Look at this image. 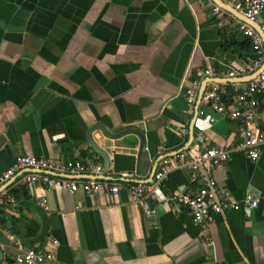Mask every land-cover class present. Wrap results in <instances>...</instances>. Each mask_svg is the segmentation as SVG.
<instances>
[{
	"label": "crops",
	"instance_id": "obj_1",
	"mask_svg": "<svg viewBox=\"0 0 264 264\" xmlns=\"http://www.w3.org/2000/svg\"><path fill=\"white\" fill-rule=\"evenodd\" d=\"M253 57L249 39L235 24L219 23L207 1L0 0V176L22 154L90 161L103 169L87 140L97 122L112 132L135 128L145 142L137 175L138 136L92 132L109 159L99 176L118 178L107 179L118 182L116 193L49 189L41 181L24 185L18 182L22 172L11 176L17 178L0 192V256L16 252L10 235L25 248L57 240L58 264H264V154L251 161L234 152L231 162L214 168L231 199L251 193L258 205L224 208L207 238L175 200L198 187L189 171L168 173L161 193L171 207L154 216L134 203L126 185L131 181L120 180L148 179L163 154L187 141L194 109L184 90L195 69L209 67L217 78H230L228 67L244 68ZM220 83L231 105L230 83ZM216 117L204 133L209 143H234L238 122ZM181 127L188 128L185 137ZM41 197L45 208L36 204Z\"/></svg>",
	"mask_w": 264,
	"mask_h": 264
},
{
	"label": "built area",
	"instance_id": "obj_2",
	"mask_svg": "<svg viewBox=\"0 0 264 264\" xmlns=\"http://www.w3.org/2000/svg\"><path fill=\"white\" fill-rule=\"evenodd\" d=\"M200 1H207L211 5L219 23L235 24L252 46L254 57L250 63L239 69L228 67L226 76L239 77L256 71L264 61V43L259 32L213 0ZM230 6L248 20L256 22L264 32V18L261 17L264 0H231ZM217 76L214 69L209 67L195 69L190 85L184 90L186 103L191 109L195 108L201 81ZM224 85L218 81L206 83L192 123L194 136L191 144L175 155L162 157L149 182L126 183L130 186L134 203L145 215L154 216L158 210L165 211L171 207L170 198L161 193L168 173L175 168L189 171L191 181L198 183V187L186 191L175 200L187 208L199 229V235L204 238H207L208 227L214 215L221 213L224 208L244 207L250 210L258 205L257 197L251 193L246 194L242 201L231 199L227 189L217 184L213 170L218 165L231 162L234 152H241L251 161H256L264 154V67L244 84L230 83L234 93L231 105L224 103V98L228 95ZM216 114L238 122L237 139L228 146L211 145L205 137V131L217 120ZM187 133V127H181L178 131L182 137ZM160 149L165 148L161 145ZM18 172H22L18 182L24 185L41 181L49 189L59 187L68 192L82 190L86 194L95 193L101 187L107 188L111 193H116L119 189L118 182L97 177L103 173L100 164L78 160L54 161L33 154L18 155L0 176V186ZM81 174L86 176L80 178ZM152 202L156 207L150 205ZM2 203L3 199L0 197V204ZM36 204L46 207V201L42 197L37 199ZM9 237L14 242L16 252L10 258L3 259L0 264H58L57 240L52 239L47 247L34 245L25 248L18 239Z\"/></svg>",
	"mask_w": 264,
	"mask_h": 264
},
{
	"label": "water",
	"instance_id": "obj_3",
	"mask_svg": "<svg viewBox=\"0 0 264 264\" xmlns=\"http://www.w3.org/2000/svg\"><path fill=\"white\" fill-rule=\"evenodd\" d=\"M213 1L215 3H217L218 5H220L222 8H224L227 11L231 12L232 14L236 15L241 20L246 21L250 25H252L259 32V34L261 35V37L263 39V43H264V32L260 29V26L256 22L248 20L243 15H241L236 10H234L230 5L224 3L222 0H213ZM263 67H264V61H263L262 65L256 71H254L253 73L247 75L246 77H239V78H236V79L209 77V78H206V79L202 80L201 84H200V87H199V92H198L197 102H196V105H195V108H194V112H193L191 121L189 123V134H188L187 141L179 149L167 152V153L163 154L160 158L165 157V156L175 155V154L179 153L180 151L184 150L185 148H187L191 144V142L193 140V136H194V132H193V129H192V123H193V119H194V116H195V113H196L195 111H196V109H197V107L199 105L201 94L204 91L205 85H206V83L208 81H219L220 80L221 82H228V83L237 82V81H248L251 78H253L254 76H256L257 73ZM95 129H100L104 136H106L108 138H111V139L119 138V137H121L123 135H126V134H135L136 136H138L140 138V144H139V147H138L137 157H136V174L139 175L140 162H141V158H142V155L144 153V150H145V142H144L143 133L141 131L135 129V128H132V127H126V128L121 129V130H119L117 132H112L108 128H106L105 125H103L100 122H97V123H94L93 125H91L89 127L88 131H87V140H88L89 145L92 147V149L103 158V160H104L103 172H106V170H107V167L109 165V159H108V156L106 155L105 151L101 147H99L97 145V143L94 141V139L92 137V132ZM2 142H3V137L0 136V145H1ZM155 167H156V163H154V165H153L152 173H151L150 177L148 179H146V180L124 179V178H120V180L131 181V182H135V183H147V182H149L151 180V177L153 176V174H154V172L156 170ZM97 177L101 178V179H115V180L118 179V178H114V177H105L104 175H102V176L97 175ZM16 178L17 177L13 178L12 180H8L7 182H5L0 187V192L4 188H6L8 185H10ZM2 260H3V257L0 256V263H1Z\"/></svg>",
	"mask_w": 264,
	"mask_h": 264
},
{
	"label": "trees",
	"instance_id": "obj_4",
	"mask_svg": "<svg viewBox=\"0 0 264 264\" xmlns=\"http://www.w3.org/2000/svg\"><path fill=\"white\" fill-rule=\"evenodd\" d=\"M18 189H21V187L19 188V187H16V188H12L11 189V191L13 192V191H17ZM4 199H6V197L4 196Z\"/></svg>",
	"mask_w": 264,
	"mask_h": 264
}]
</instances>
